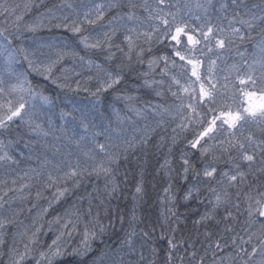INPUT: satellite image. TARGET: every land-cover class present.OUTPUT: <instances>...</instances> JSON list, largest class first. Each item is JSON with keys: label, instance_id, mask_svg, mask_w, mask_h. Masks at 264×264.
I'll return each mask as SVG.
<instances>
[{"label": "snow or ice", "instance_id": "obj_1", "mask_svg": "<svg viewBox=\"0 0 264 264\" xmlns=\"http://www.w3.org/2000/svg\"><path fill=\"white\" fill-rule=\"evenodd\" d=\"M34 6L32 0L23 5L0 0V173L21 181L17 186L12 178L8 186L7 179L0 180V253L9 226L22 223L17 217L24 209L11 205L30 202L33 187L37 201L45 192L52 195L31 224L13 234L8 264L27 258L54 264L65 255L83 260L93 241L104 243L114 227L111 201L128 181L120 169L137 153L138 160L145 159L138 164L132 210L127 218L117 216L128 228H122L118 247L91 264L106 259L110 264H264V0H82L77 6L64 0L59 7L70 13L49 9L25 21ZM85 25L97 27L99 35H82ZM44 28L77 34L83 48L102 62L53 43H23L25 32ZM69 57L96 69L94 91L63 67ZM25 63L24 70L17 67ZM135 65H146L138 77L149 98L140 104L138 96L117 94L126 114L113 109L105 117L102 94L121 92L117 86ZM32 74L61 91L82 90L95 99L66 110L58 95H45L33 84ZM21 144L26 153L17 152ZM153 148L165 153L154 170L165 184L158 197L161 211L156 223L140 228L137 210L148 195L144 165ZM25 161L35 166L20 167ZM93 176L103 178L104 185L94 189L87 208L73 205L45 221L53 203ZM36 207L31 204L28 211ZM102 213L109 217L107 227ZM189 218V234L177 239ZM45 223L49 230L55 223L58 235L32 257ZM74 233L81 235L80 243L68 248L63 238L70 241ZM157 239L167 242L163 253Z\"/></svg>", "mask_w": 264, "mask_h": 264}, {"label": "trees", "instance_id": "obj_2", "mask_svg": "<svg viewBox=\"0 0 264 264\" xmlns=\"http://www.w3.org/2000/svg\"><path fill=\"white\" fill-rule=\"evenodd\" d=\"M14 3L18 4H25L28 3L29 0H12ZM35 5L31 8L29 12L25 14V21H32L35 17L41 15V13L48 12L49 9H53L57 11L59 14L63 12L65 14L70 13L71 9L67 8H60L59 6L64 3V0H32ZM74 6L79 5L82 0H71ZM86 2V0H85ZM107 19V18H106ZM106 22V21H105ZM104 23V22H101ZM86 32L82 33V35L91 34V36L99 35V30L97 27H90L85 25ZM35 42V44H34ZM42 42L53 43L60 48H64L66 51L68 50H75L81 56L85 57V60L91 59L95 63H101L102 58H97L91 51L86 50L83 48V45L79 42V36L77 34H73L69 31L64 29H41L37 33H24L23 43L25 45H33L34 47L39 46ZM16 43H20L17 41ZM44 52H48V49L45 47L42 49ZM39 54V53H38ZM63 67L68 68L72 71V75L76 79H80L82 84H85L91 90H95L96 86V69L89 68L87 63L81 64L79 59H72L66 58L65 61L62 62ZM20 70H24L27 65L26 63L23 65H17ZM58 68L61 66L58 65ZM108 67V65H105ZM136 71L131 73V75L127 74L126 70V80L122 81L121 85H118L117 88L121 89L122 91L116 93L115 90H109V92L103 93L101 96V103H100V110L104 113V116L107 117L109 114L113 112V109L120 111L121 115H125L124 110V101H119L115 99L117 94L124 95H134L140 97V100L137 103L142 104L144 100L149 98V90L140 88L139 85L142 84V80L138 77V73L143 72L146 70V65H135ZM75 72H79L80 76L75 77ZM57 75H63L62 72H58ZM91 76L93 79L89 80L88 77ZM29 79L33 81V84H39L41 90H44L45 95H53L59 96L57 103L61 107H65L66 110H71L74 105L84 107L89 105L95 98L92 97L89 92L85 91H78V92H67L61 91L58 89L54 84L50 81H45L42 77L37 76L35 74L30 75ZM156 79H160L159 76H156ZM58 114V113H57ZM143 121L140 122V127H142ZM129 133H131V127L128 128ZM169 129V133H170ZM190 135V133H189ZM74 148V146H73ZM24 151L27 152L26 149H23V145L21 144L20 147L17 149V152ZM164 152H157L156 149H151L149 154L147 155V163L144 165L145 167V178H146V186H147V197L141 207L137 210L138 217L142 220V223L139 225L140 228H143L145 225L151 227L152 224L156 223L157 217L161 211V205L159 203V196L163 195V187L165 186L164 181L161 180L159 176H155L154 170L159 167L161 163H163ZM137 156H140L137 153ZM137 156H132L130 158V162L125 163L122 165L120 169V175L127 171L128 173V181L126 185L122 184V193L116 199L111 201L110 212H111V222L114 227L108 228L107 233L103 237L104 243H101L99 239L92 242V249L93 251L89 252L83 260L77 256L65 255L62 258H57L54 264H91L92 260L101 256L102 252L107 250L108 248L115 249L118 247L120 240L124 236L123 229L128 228L127 222L123 225L119 223L117 220V216L123 215L125 218L128 217L132 210L133 201H132V193L134 192V185L136 182V173L138 171V164L142 163L145 157H140L137 159ZM22 159V158H21ZM31 163L35 166L34 162H23L20 167L24 168L27 167L28 164ZM17 179V186L21 181H19L18 177L15 175L11 176H4L3 173H0V180L7 179L8 186L11 185V179ZM104 185L103 178L97 179L96 177H85L82 181L81 185L78 188L73 189L69 193L66 194L65 198H63L59 203H53L52 206L49 208L48 213L45 215V221H53L54 217L63 215L66 209L72 207L73 205L82 204L85 208L88 206V200L91 194H94V189L97 187L102 189ZM35 187H33V198L30 202L21 203L19 200L14 202L11 205V208L18 209L23 208L24 210L19 214L17 217L18 222L9 226V230L5 232V238L8 241V244L5 245L3 252L0 253V264H8V256L7 251L8 247L11 244L13 239V234L22 232L25 226H28L32 223L33 217H35L36 213L40 211L43 207H48V200L51 198V191L44 193V198L40 199L39 201L35 200L34 193ZM178 195H182V192L178 190ZM9 195H14L10 193ZM31 204H36L37 207L33 208L31 212L28 211V208L31 207ZM6 208L9 206L6 205ZM184 206L181 205L178 209L179 213H184ZM203 209L201 208V211ZM5 215H11L10 212H5ZM101 222L107 227L109 225V217L105 216L103 213L101 214ZM185 225H182V231H178L176 233L177 239L183 236H187L189 234V230L192 228L191 218L185 221ZM83 230V225L80 226V232ZM159 234V228L157 229V235ZM58 235V229L55 223L52 224L51 230H49L47 223H45V228L42 234L39 237V244L37 245V250L32 253V257L38 258V250L43 249L47 250V247L51 245L52 240ZM17 241L21 238L19 236L16 237ZM65 246L68 248H75L79 245L81 240V235L78 233H74L72 239L69 241L67 237L63 238ZM156 246L161 250L167 248L166 240L157 239L155 241ZM23 250L22 244H18ZM23 264H35V260L33 258H27ZM104 264H110L109 260H105Z\"/></svg>", "mask_w": 264, "mask_h": 264}]
</instances>
